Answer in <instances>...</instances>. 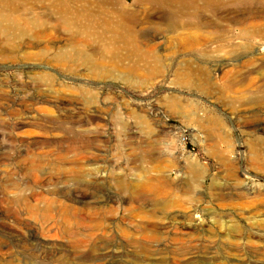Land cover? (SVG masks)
Wrapping results in <instances>:
<instances>
[{
    "label": "rangeland",
    "instance_id": "obj_1",
    "mask_svg": "<svg viewBox=\"0 0 264 264\" xmlns=\"http://www.w3.org/2000/svg\"><path fill=\"white\" fill-rule=\"evenodd\" d=\"M246 1L234 9L255 18L246 31L252 37L220 24L197 53L181 50L172 41L175 35L164 33L167 9H147L159 23L147 31L152 30L155 39H168L155 40L168 57L160 72L149 78H130L109 61L100 68L106 74H101L78 61L57 60L59 50L47 46L62 47L66 36L60 33L30 43L27 35L6 40L0 32V264H111L110 255L117 257L112 264H264V171L255 165L252 153L253 145L264 151V0ZM15 16L22 21L32 15L18 11ZM205 17L218 22L219 14L207 12ZM188 62L213 73L212 90L201 81L179 79L176 72ZM226 72L250 79L232 86L223 78ZM76 108L110 114L112 124L99 119L83 129L57 118ZM120 116L136 123L134 134L118 123ZM206 119L217 121L221 140L211 141L202 131L198 121ZM149 136L157 139L159 154L166 158L163 167L174 185H190L189 192L178 190L176 206L160 209L154 229L141 231L140 219L130 222L131 211H120L103 221L106 232L100 233L87 221L76 223L60 212L31 217L22 204L11 201L15 191L27 187L29 155L44 153L50 160L77 154L126 159L123 148L128 142L141 144ZM214 144L225 163L213 153ZM109 168V173L118 172ZM50 170L54 172L48 166L46 172ZM48 176L34 188L44 193L56 190L61 196L74 188L71 197L61 200L77 208L92 201L74 186L75 174Z\"/></svg>",
    "mask_w": 264,
    "mask_h": 264
},
{
    "label": "bare ground",
    "instance_id": "obj_2",
    "mask_svg": "<svg viewBox=\"0 0 264 264\" xmlns=\"http://www.w3.org/2000/svg\"><path fill=\"white\" fill-rule=\"evenodd\" d=\"M246 2V0H13L12 3L11 0H0V32L4 33L6 40H10L16 35H27L30 43L42 42L53 32L60 33L66 36L62 47L56 44L47 46L49 50L51 48L59 50L55 54L57 60L78 61L101 74H106L104 71H100V68L109 61L120 66L123 73L130 78L132 76L149 78L160 72L162 61L168 57L159 51L160 46L157 47L155 40L164 39L166 43L168 39L167 36L162 38L159 36L155 39L154 32L152 30L147 31L149 26L159 25L147 14V9H167L169 20L164 27V33L167 35L174 34L173 39L172 36L170 38L178 43L181 50L197 53L198 50L203 49L205 41L213 32H216L215 30L220 24L230 30L237 28L245 37H252L246 31L247 25L254 24L251 21L255 18L236 13L234 9ZM18 11H29L33 17L24 16L21 21L15 16ZM207 12L219 14L218 22L205 17ZM38 26L42 28L39 29ZM174 47L172 49L175 53ZM186 65L184 70L176 72L179 79L201 81L203 87L212 90L210 81L214 78L213 73L211 74L210 71L203 68L193 67V63L191 65L190 62ZM145 69H147L146 72ZM229 73L226 72L222 76L228 78L232 86H242L250 79V75L240 78L232 75L231 77ZM174 106L183 108L175 102ZM128 117L130 116L128 115ZM57 118L69 119L73 126H79L83 129H89L88 126H91L95 120L99 121V119L108 125L112 124V116L103 114L97 109L88 111L80 108L64 110ZM120 118L122 120L119 119L118 123H125L131 134H134L136 125L131 120L133 117L123 119V116H120ZM116 121L118 120L116 119ZM198 122L201 124L202 131L211 141L221 140L220 127L217 121L206 119ZM47 124L52 127L54 121L48 120ZM156 142L157 139L153 136H149V140L141 144H135L133 141L128 142L126 148H123L127 160L123 158L116 160L114 158V160L97 158V156L90 158L78 154L73 158L61 156L50 160L49 156L44 153L29 155L26 158L29 168L27 175L30 176L25 185L27 187H20L19 190L15 191L11 201L22 204L31 217L41 215V217L48 218L49 214L60 212L66 214L69 219H75L76 223H81V220L87 221L92 230H97L100 233L106 232V227L102 226L103 221L120 211H131L130 222H136L140 219L142 224H138V228L141 231L146 232L154 229L160 209L166 211V209L173 208L177 204L178 192L186 193L190 190L189 184L184 187L174 185L170 175L166 173L167 171L163 167L166 158L159 154L160 150L158 151ZM216 145L214 144L212 147L213 153L221 162L225 163L226 158ZM263 152L257 149L256 145L252 146V153L256 160L255 165L261 171H264ZM64 164H68L70 167H67L66 170L63 168ZM48 166L54 172L51 170L46 172ZM109 167L117 169L118 172L116 174L109 173L107 171ZM62 171L75 174V179H72L75 181L74 186L87 193L89 197L86 198L92 200L88 202L85 208L63 204L65 201L61 198L71 197L74 188H70L69 192L63 196H61V192L56 190L44 193L34 188L46 174L51 179L53 173ZM232 175L235 180L238 179L235 174ZM10 188L14 189V187ZM161 197L165 201L159 204L158 199ZM41 203H44L43 207L40 205ZM53 206L55 207L53 208ZM125 219L123 218V221ZM188 225L186 228L190 227ZM1 235L7 239L10 238L8 232H3ZM15 239L10 242L15 243ZM5 245L7 246V244ZM116 258L110 255V263L117 262Z\"/></svg>",
    "mask_w": 264,
    "mask_h": 264
}]
</instances>
